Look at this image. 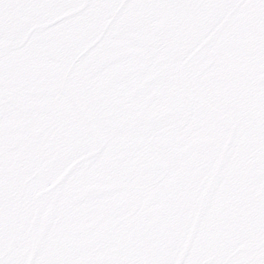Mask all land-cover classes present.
I'll return each mask as SVG.
<instances>
[{"label": "snow or ice", "instance_id": "snow-or-ice-1", "mask_svg": "<svg viewBox=\"0 0 264 264\" xmlns=\"http://www.w3.org/2000/svg\"><path fill=\"white\" fill-rule=\"evenodd\" d=\"M0 264H264V0H0Z\"/></svg>", "mask_w": 264, "mask_h": 264}]
</instances>
